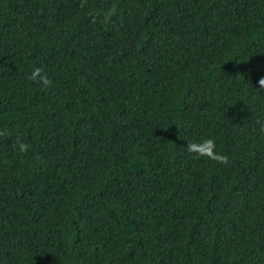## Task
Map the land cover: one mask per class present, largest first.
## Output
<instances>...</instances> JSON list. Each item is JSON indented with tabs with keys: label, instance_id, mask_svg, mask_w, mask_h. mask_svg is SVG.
Returning a JSON list of instances; mask_svg holds the SVG:
<instances>
[{
	"label": "trees",
	"instance_id": "trees-1",
	"mask_svg": "<svg viewBox=\"0 0 264 264\" xmlns=\"http://www.w3.org/2000/svg\"><path fill=\"white\" fill-rule=\"evenodd\" d=\"M261 77L264 0H0V264H264Z\"/></svg>",
	"mask_w": 264,
	"mask_h": 264
},
{
	"label": "clouds",
	"instance_id": "clouds-1",
	"mask_svg": "<svg viewBox=\"0 0 264 264\" xmlns=\"http://www.w3.org/2000/svg\"><path fill=\"white\" fill-rule=\"evenodd\" d=\"M39 72V69H35L32 73L33 76H35ZM43 79V78H42ZM43 83L47 84V80H43ZM257 83L261 86H264V77H261L258 79ZM21 149H23V145L20 146ZM215 147L214 142L211 138L204 139L199 145H189V150L195 151L200 155H209V156H215V153L213 152V148Z\"/></svg>",
	"mask_w": 264,
	"mask_h": 264
}]
</instances>
